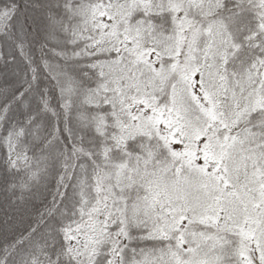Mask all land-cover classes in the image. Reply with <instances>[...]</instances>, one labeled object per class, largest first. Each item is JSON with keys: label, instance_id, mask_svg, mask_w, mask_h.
Masks as SVG:
<instances>
[{"label": "snow or ice", "instance_id": "snow-or-ice-1", "mask_svg": "<svg viewBox=\"0 0 264 264\" xmlns=\"http://www.w3.org/2000/svg\"><path fill=\"white\" fill-rule=\"evenodd\" d=\"M0 264H264V0H0Z\"/></svg>", "mask_w": 264, "mask_h": 264}]
</instances>
